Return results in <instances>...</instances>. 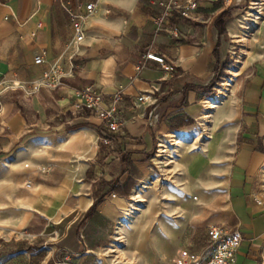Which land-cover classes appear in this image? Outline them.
<instances>
[{
	"label": "crops",
	"instance_id": "obj_1",
	"mask_svg": "<svg viewBox=\"0 0 264 264\" xmlns=\"http://www.w3.org/2000/svg\"><path fill=\"white\" fill-rule=\"evenodd\" d=\"M68 1L76 12L96 4L72 60L71 18L58 0H0V182L9 183L0 196L4 260L36 264L48 242L72 253L65 264H92L93 254L113 249L141 198L152 246V257L141 260L160 264L180 245L207 254L208 228L221 226L244 234L231 264H264V13L252 6L244 12L247 0H233L220 36L215 20L229 7L197 0L190 18L176 13L168 21L178 31L169 35L153 22L161 0ZM148 52L164 56L173 72ZM41 54L45 62L36 65ZM53 64L66 73L63 84L32 89L28 83ZM87 85L108 101L121 95L125 124L115 138L101 134L104 124L89 110L74 108ZM170 145L177 160L165 167H176L179 191L157 169ZM114 182L119 193H108ZM174 197L188 220L185 240L176 242Z\"/></svg>",
	"mask_w": 264,
	"mask_h": 264
},
{
	"label": "built area",
	"instance_id": "obj_2",
	"mask_svg": "<svg viewBox=\"0 0 264 264\" xmlns=\"http://www.w3.org/2000/svg\"><path fill=\"white\" fill-rule=\"evenodd\" d=\"M63 9H65L71 18L73 27V36L66 52L69 53L72 60L74 55L79 51L82 41L86 37V26L89 19L94 15L96 10L95 3H88L79 12L74 11L68 0H58ZM233 0H223L225 7H230ZM160 5L163 8L161 14L153 17V22L156 24L158 31L165 32L169 35H177L176 27L167 26L170 19L178 13L183 18H190L192 13L198 8L197 0H161ZM42 24L38 23V27ZM147 59L154 60L160 63L166 71L173 72V67L167 64L164 56L148 52ZM45 62L44 54L37 55L34 58L36 65H41ZM66 73L57 65L53 64L51 68L42 75L34 77L28 84L37 90L41 87L55 89L63 84V77ZM121 95L116 93L108 101L104 93L97 92L91 85H87L80 89L78 99L74 103L76 110L87 109L96 116L108 129L115 133L118 132L125 124V120L119 109ZM149 96H140L139 100H148ZM1 109V103H0ZM103 141V139H100ZM244 239L243 231L240 227L233 231H227L221 226H210L208 228V247L207 254L195 255L190 253L183 246H178L171 254H164L161 257L160 264H231L240 248ZM65 255H72L69 251L63 252ZM0 264H2L0 262Z\"/></svg>",
	"mask_w": 264,
	"mask_h": 264
},
{
	"label": "rangeland",
	"instance_id": "obj_3",
	"mask_svg": "<svg viewBox=\"0 0 264 264\" xmlns=\"http://www.w3.org/2000/svg\"><path fill=\"white\" fill-rule=\"evenodd\" d=\"M252 1H254V3H252L254 5L250 3V0H247L246 3L240 6V8L244 10V12H247L245 8L252 6L254 7L252 11L256 12L257 15H260V13H264V0H252ZM249 15L255 17V14L250 13ZM226 61L229 63L228 60ZM166 149L167 152L165 153H168L166 154L168 156H163L161 158L163 161L159 162L157 169L162 177L161 181H164L166 179L167 181L165 180V182H167L168 185L171 184L173 187H175L174 189L179 191L180 190L179 183L176 182L177 179L175 176H173V173L176 171L175 170L176 167L172 168L171 165L165 167V164L167 163L170 164L173 163V161L177 160V158L175 157V155L177 154V150L175 149L174 145H170ZM170 168H172L173 170ZM161 184L163 185L164 188L165 183L162 182ZM1 185L2 182H0V196L4 191V187L9 185V183L3 186ZM162 200H163L162 198L157 199L159 203ZM173 200H174L173 218L177 222L174 224L173 229L171 230L170 239L172 237V240H174V242L180 239H182L183 241V238L185 240V232H186L188 220L186 218H182L181 216L182 214L179 207L180 197H174ZM138 201L142 203L138 204V206L136 207H130L128 211L129 214H127L125 217V222H124L125 226L123 227V230L118 233L117 236L119 240L116 241L115 245L113 246V249L110 250V253L108 254L106 253L93 254L92 264H158V262L156 261L149 262V261L141 260L144 258L152 257V246H150L149 244L148 231H147L148 221L150 216L148 213L145 212L146 207H144L147 203V199L139 198ZM162 205L160 207H162ZM156 209L157 206L152 211L155 212ZM158 210L160 209L158 208ZM0 217L4 218L3 215H0ZM3 221L4 219L0 221V225H2L0 228V262L2 264H7L8 262L4 260L6 257L5 255L7 254V248H5V246L3 245H6L4 239L5 237H8V234L7 231L4 230V226H3L6 224H1L3 223ZM44 246H45L44 249L41 251L44 254L40 256L39 259L40 262H37L36 264H46V262L47 264H49L50 262L54 264H65L63 261L67 262L66 260L63 259V256H67V255L60 254V251L58 249L55 251L52 250V248L50 247L52 245H50L48 242H46ZM21 264H29V263L24 259V261L21 262Z\"/></svg>",
	"mask_w": 264,
	"mask_h": 264
},
{
	"label": "trees",
	"instance_id": "obj_4",
	"mask_svg": "<svg viewBox=\"0 0 264 264\" xmlns=\"http://www.w3.org/2000/svg\"><path fill=\"white\" fill-rule=\"evenodd\" d=\"M232 13L233 12H232L231 8L223 10L219 14L217 19L215 20V25L219 30L220 36L226 33V26L225 25H226V22L232 18ZM227 64H228V62L226 61L223 63V66H226ZM216 79H217V76L214 78V81H212V83L215 82ZM192 123H193V120L189 119V120L185 121L183 124H192ZM179 126H182V125H179ZM99 130H100L101 134L103 136H105L106 138H109V139L115 138V134L113 132L109 131V129L105 125H102L99 128ZM129 156H130V152L127 151L124 154H122L121 158H122V160H128ZM117 184L118 183L114 182L112 184V186L110 187V189L108 190V193H111V192L119 193V190L117 188ZM102 199H103V197L95 199V201L91 205L88 212L85 214L84 219L80 222V224H83V221H85L90 216L91 211H93L100 204ZM49 264H54V263L50 262Z\"/></svg>",
	"mask_w": 264,
	"mask_h": 264
}]
</instances>
